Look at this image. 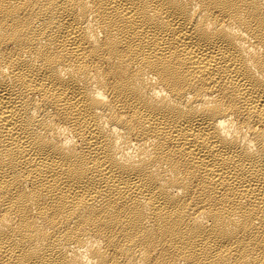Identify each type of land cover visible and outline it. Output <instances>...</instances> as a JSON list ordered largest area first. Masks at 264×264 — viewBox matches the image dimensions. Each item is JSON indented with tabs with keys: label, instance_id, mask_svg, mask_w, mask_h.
<instances>
[{
	"label": "bare ground",
	"instance_id": "obj_1",
	"mask_svg": "<svg viewBox=\"0 0 264 264\" xmlns=\"http://www.w3.org/2000/svg\"><path fill=\"white\" fill-rule=\"evenodd\" d=\"M0 264H264V0H0Z\"/></svg>",
	"mask_w": 264,
	"mask_h": 264
}]
</instances>
